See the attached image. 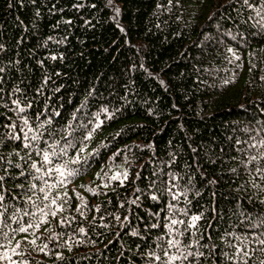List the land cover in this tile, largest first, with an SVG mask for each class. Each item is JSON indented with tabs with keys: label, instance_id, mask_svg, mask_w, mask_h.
<instances>
[{
	"label": "trees",
	"instance_id": "trees-1",
	"mask_svg": "<svg viewBox=\"0 0 264 264\" xmlns=\"http://www.w3.org/2000/svg\"><path fill=\"white\" fill-rule=\"evenodd\" d=\"M0 178V264H264V0H0Z\"/></svg>",
	"mask_w": 264,
	"mask_h": 264
},
{
	"label": "snow or ice",
	"instance_id": "snow-or-ice-1",
	"mask_svg": "<svg viewBox=\"0 0 264 264\" xmlns=\"http://www.w3.org/2000/svg\"><path fill=\"white\" fill-rule=\"evenodd\" d=\"M19 111L23 112L24 109H23V108H20ZM24 124H25V125L28 124L27 119L24 120ZM13 127H14V126H13ZM29 131H31V129H29ZM14 138H15V139H19L20 137H19V136H16V137H14ZM24 138H25V139L28 138L27 133H25ZM31 139H32V140H37L38 137H37L36 135H33V136L31 137ZM25 147H28V145L25 144ZM61 151L63 152L64 150L61 149ZM53 155H55V153H53ZM252 159H255V157H253ZM43 160H44L45 162L51 163V161L49 160V153H48L47 151H44V152H43ZM73 162H76V161H73ZM32 167H33V168H36L35 163H33ZM36 171L39 172L40 169H39V168H36ZM57 171H60V169H57ZM77 171H78V170H73L72 172H69L68 174H69V175H74V174H76ZM258 171H259V169H258ZM60 174H61L62 176L64 175L63 172H61ZM116 178H117V177H115V176L113 177V179H116ZM0 179H2V178H0ZM33 187H35V185H33ZM43 190H44V189L41 188V191H43ZM2 199H3V197L0 196V200H2ZM45 199H47V196L45 197ZM52 203H55V200H53ZM52 215H55V212H53ZM192 219H193V221H196V220L199 219V217H195V216H194ZM173 223H176V222L173 221ZM31 226H32V225H29V227H31ZM36 226L39 227V225H36ZM18 231H20V232H27V231H28V228L21 227V228L18 229ZM81 231H83V229H81ZM259 242H260L261 244H264V240H260ZM32 243L35 244V241H32ZM177 243H178V242H175V241H169V245H170V246H175V244H177ZM188 255H192V253H189ZM156 258L159 259V257H156ZM178 258H179V257H176V256H171V257H169L170 260H176V259H178ZM185 258H186V257H185Z\"/></svg>",
	"mask_w": 264,
	"mask_h": 264
}]
</instances>
